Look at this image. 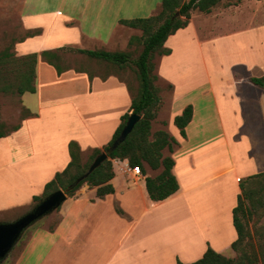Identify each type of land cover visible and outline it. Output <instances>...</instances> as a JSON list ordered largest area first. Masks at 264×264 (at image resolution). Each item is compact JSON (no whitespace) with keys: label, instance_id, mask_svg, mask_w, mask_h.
<instances>
[{"label":"crops","instance_id":"0c3cea01","mask_svg":"<svg viewBox=\"0 0 264 264\" xmlns=\"http://www.w3.org/2000/svg\"><path fill=\"white\" fill-rule=\"evenodd\" d=\"M30 1L21 10L23 30L40 34L17 43L21 56L65 46L126 50L142 31L122 25V21L157 15L163 0H52V8L40 4L41 0ZM228 16L232 18V10L219 8L208 14H192L186 28L190 31L183 34L188 39L193 37L185 43L192 46V62L214 60L216 42L227 44L234 38L248 43L249 52L257 51L264 58V35L259 33L264 26H227ZM174 41L178 39L170 36L164 47L171 54L158 56L159 61L173 55ZM225 62L229 63L219 62V72L232 75L220 73L219 77L230 82L218 90L209 72H194L189 87L174 89L166 114H161L162 98L152 122V136L165 131L178 143L170 153L175 160L173 174L180 186L178 192L164 201H153L146 177L155 178L162 170L149 168L147 175L142 172L139 177L128 160H113L110 184L114 192L101 199L97 188L84 184L44 218L45 223L34 231L16 264H24L31 251L39 248L37 264H178V260L189 264L202 259L209 248L230 258L238 239L233 212L241 181L264 172V133L258 134L254 128V107L239 113L235 98L227 99L236 103L234 109L226 107L225 97L242 98L239 88L237 93L234 89L244 82L232 67L241 62L230 63L223 70ZM202 73L205 80L197 82ZM251 78L259 77L249 76L250 82ZM252 85L254 89L248 94L260 90L255 97L262 105L264 88ZM35 87L36 93L27 92L20 98L28 116L0 138V213L31 209L34 197L44 194L46 185L69 166L72 141L78 143L82 153L103 151L122 117L130 113L134 95L118 76L91 78L89 72L74 70L58 76L40 57ZM28 95L35 98L33 108L25 100ZM188 106L193 107L194 114L183 137L175 118ZM161 115L166 124L153 133ZM117 208L125 215L121 216ZM55 219L58 222L51 229Z\"/></svg>","mask_w":264,"mask_h":264},{"label":"rangeland","instance_id":"374dc122","mask_svg":"<svg viewBox=\"0 0 264 264\" xmlns=\"http://www.w3.org/2000/svg\"><path fill=\"white\" fill-rule=\"evenodd\" d=\"M185 1L188 2L189 0ZM29 2L33 1L0 0V132L2 133L13 131L21 122V120L28 116L27 110L22 105V100L20 99L21 96L17 94V89L19 86H21L23 75L27 73V70L29 68L25 63L26 60L24 61V57H26L27 55L21 56L16 49V45L18 42L23 41L32 34H36L38 32H26L23 30L21 22V10H23V8H26ZM40 4L48 7L50 6V8L55 5L52 0H41ZM28 7H30V5H28ZM215 8H219L222 10H232V18L228 16L226 21L227 26H238L242 23H246L249 28L254 27L253 29L264 26V0H222ZM237 8H240V11L236 12L235 9ZM192 14L207 13H202L199 10H193L191 12V16ZM182 31L183 32L181 34L177 36L174 35V37L178 39V41H174L176 43L172 45L171 49H174L173 55L159 61L158 56L162 55L156 54L153 61V64L155 66L154 75L158 76L156 86L161 90V97L164 99V108H162L161 114H166V111L168 109L167 107L170 103V97L174 89H186L194 82V72H209L211 74V77L215 80L214 83L216 89L220 90L221 86L226 85V83L230 82V80L227 79V81H225L224 79H220L219 74L224 73L226 75H232V73L219 72V66H221V63L219 64V62H223L224 60L229 62L223 63L225 67L223 70H225L228 65H232L230 63L236 64L237 62H241L238 63V65H234L232 67L234 69V72H237V74H239V80L244 82L243 86H239L234 89V92L237 93L236 90L237 88H239L238 92L239 94H242V98H240L239 96L230 98L225 97L227 101L226 107H229V109L231 110L234 109L236 103L234 104L228 102V100L230 101L234 98L239 104L236 105L239 113L241 111V113L243 114L245 111L254 107V109L257 111V113H254L252 118L254 128L255 130H257L258 134L259 132L264 133L262 132V130L264 131V102L262 105L261 103L258 104L259 101H257L258 99L255 97L256 93H258L259 95L261 91L259 90L260 92H257L256 90L255 92L254 90V93H252V91H249L248 94L249 89H254L252 83L248 80V77L254 75L261 78L264 73V68L262 67L264 58L262 57V53L258 54L257 51L249 52L248 43L243 41L241 42L238 38H234V40H229L227 44L225 42H216V45H218V50L216 49V58L214 60H210L209 58H207L205 64H202L200 62H192V46L188 44L185 45V43L190 42L193 37L191 39H188L186 35L183 36L184 33L190 30L185 28ZM259 33H263L264 35V30H261ZM143 39V33H140V35L136 37L134 42L130 44L126 50L124 48H119L113 49L111 51L123 52L124 50V52H128L130 54V62L123 67L106 61L93 59L86 55L70 50L61 52L60 55L62 57V60L60 61V64L64 65L65 67L71 68L74 71L89 72L92 76H118L121 80L129 85L130 89L134 92L133 94L135 97L139 91V78L136 61L138 60L143 50ZM250 44L251 46L253 45V43ZM209 46L210 44L208 45V47ZM65 47L76 48L73 46ZM208 47L204 48L207 49ZM88 48L95 51L107 50L104 49V47H99V45H90ZM215 66H218V68ZM251 67L252 70L249 69ZM203 73L200 80L196 78L197 82H202L205 80V78L203 77ZM261 90H263V88ZM234 92L230 93L231 96H234ZM262 98H264V95ZM244 99V103L241 104V100ZM25 100L33 108L35 98H33L31 95H28ZM163 119L164 115H161L159 120L155 124L153 133L160 130L162 128V124H166L165 121L163 122ZM93 154V151L82 153V165H90ZM253 154H256V152H254ZM164 155L170 156V152L168 149L164 150ZM145 166L147 171L146 174H148L150 167L146 163ZM245 180L246 179H242V182ZM247 186L252 192V200H248L246 202L247 212L239 213L240 220L243 222L246 228V238L243 241L242 251L247 255H251L257 253L261 248H263L262 250L264 253V179H258L251 185L250 183L247 184ZM41 196H43V194ZM35 205L36 204H34L33 207ZM31 209H15L10 212L0 213V223L14 222L18 218L29 212ZM57 222L58 220L55 219L54 222H52L51 228H53L57 224ZM44 223V219H42L27 231H25L22 238L15 245L12 252L2 262V264H16L24 248L27 246L29 240L31 239L34 231ZM27 248L28 249H26V251H29L30 247ZM39 250L40 248L34 253L31 251L24 264H37V254ZM232 252H229L227 256L231 255ZM237 257L238 253L234 251L230 258L236 259Z\"/></svg>","mask_w":264,"mask_h":264},{"label":"trees","instance_id":"16d2710c","mask_svg":"<svg viewBox=\"0 0 264 264\" xmlns=\"http://www.w3.org/2000/svg\"><path fill=\"white\" fill-rule=\"evenodd\" d=\"M222 0H163L160 12L150 18H138L133 20H123L122 25L138 29L143 33V50L136 61L139 78L138 94L132 99L130 113L122 117V123L115 132L110 143L103 151L108 149L120 137L125 128L131 114L141 117V120L135 126L133 132L128 136L126 141L122 143L117 150L109 155V159L105 161L98 169L91 173L88 178L79 182V180L89 171L94 160L101 155L102 150H94L90 165H82V151L77 142L72 141L69 144L71 162L69 166L45 187V192L41 197H34L37 204L51 193L63 190L69 197H73L78 190L88 184L90 187L98 189V197L105 196L114 192L110 181L114 177L113 160H128L131 168L138 167L147 175L145 163L153 170H162L155 178L146 177V186L150 198L153 201L160 202L168 199L180 189L178 180L173 174L175 160L171 156H165L164 150L168 149L170 153L174 152V145L177 141L165 131H158L152 136V122L156 119L157 113L162 105L161 90L156 86L158 76L154 75L155 66L153 64L156 54L170 55L171 50L165 49V43L170 36L175 35L179 30L189 26L191 12L199 10L202 13H210ZM40 31L29 37L39 35ZM136 38H132L130 44ZM73 51L90 58L117 64L121 67L126 66L130 62V54L128 52H108L103 50H84L72 47H61L56 50L42 51L24 57V61L28 70L23 75L21 86L17 89L20 96L25 93H36V67L39 57L47 64L53 66L57 74L61 76L63 73L72 70L60 64L62 60L61 52ZM85 72V71H76ZM93 78L92 75H90ZM251 82L264 88V77L251 78ZM6 90V89H5ZM194 110L192 106H188L182 115L175 118V125L180 130L181 135L186 137V128L193 119ZM4 133L0 132V138L4 137ZM264 179V172L246 178L241 181V194L238 197V205L234 209V226L237 231L238 239L233 243L232 248L238 253L236 259L228 258L209 248L203 258L194 263L189 264H264V253L261 248L257 253L247 255L242 251L243 241L246 238V228L240 220L239 213H246V202L252 200V192L248 188L258 179ZM117 212L124 216V212L117 208ZM52 229V228H51ZM178 264L182 263L178 260Z\"/></svg>","mask_w":264,"mask_h":264},{"label":"water","instance_id":"95a60500","mask_svg":"<svg viewBox=\"0 0 264 264\" xmlns=\"http://www.w3.org/2000/svg\"><path fill=\"white\" fill-rule=\"evenodd\" d=\"M141 117L136 114H131L125 128L120 137L108 149L103 151L91 165L89 171L79 180H85L88 176L98 169L105 161L109 159V155L126 141L128 136L133 132ZM68 199V195L63 190H58L51 193L46 198L42 199L29 212L11 223H0V264L12 252L15 245L22 238L25 231L38 223L40 220L57 211L64 202Z\"/></svg>","mask_w":264,"mask_h":264},{"label":"built area","instance_id":"2783aa9c","mask_svg":"<svg viewBox=\"0 0 264 264\" xmlns=\"http://www.w3.org/2000/svg\"><path fill=\"white\" fill-rule=\"evenodd\" d=\"M132 171L133 173L136 175V176H142V170L138 167H135V168H132Z\"/></svg>","mask_w":264,"mask_h":264}]
</instances>
